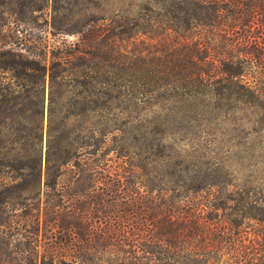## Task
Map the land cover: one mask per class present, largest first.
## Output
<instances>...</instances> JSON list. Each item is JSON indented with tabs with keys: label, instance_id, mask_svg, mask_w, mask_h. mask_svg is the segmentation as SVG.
Returning <instances> with one entry per match:
<instances>
[{
	"label": "trees",
	"instance_id": "obj_1",
	"mask_svg": "<svg viewBox=\"0 0 264 264\" xmlns=\"http://www.w3.org/2000/svg\"><path fill=\"white\" fill-rule=\"evenodd\" d=\"M153 1L159 11L148 9L146 26L135 23L132 27L151 35L146 39L153 44L144 51L129 57L128 52L108 49L103 43L56 47L46 101L44 185L50 190L60 184L67 169H98L105 157L106 140L116 130L113 101L127 74L132 83L146 89L142 94L165 90L164 95L207 97L215 101L216 108L226 107L225 113L251 110L232 120L257 124L251 132L264 137V0ZM98 31L97 37L103 38L104 30ZM61 57H69L73 64L62 62ZM92 58L99 62L95 69L87 70ZM68 63L73 66L71 71L65 67ZM16 78L21 81L15 83L19 90L3 95L4 109H10L12 103L20 107L19 113L30 111L41 131L45 72L26 63ZM41 141L36 136L25 142L35 153L33 146ZM14 143L18 147L26 144ZM0 155L1 165L11 172L42 171L39 150L27 160L18 154ZM245 168L250 170H243L247 182L243 188L231 184L233 179L224 183L225 179L215 177L189 186L174 182L158 190L136 188L122 173L110 174L114 177L110 185L93 182L87 190L81 186L76 191L80 195L95 193L86 205H93L99 216L86 214L85 202L71 208L69 218L57 210L52 219L56 235L51 236L49 251L38 263L77 264V259L84 258L93 264H264V197L261 188L256 193L251 186L264 182V157ZM18 175L11 179L13 188L22 182L18 180L22 174ZM228 190L232 193L223 194ZM27 233L22 236L27 237L24 246L29 249L30 240L34 237L36 243L37 236L34 231ZM107 249L113 259L104 256ZM13 254L10 249L0 252L11 261L15 260Z\"/></svg>",
	"mask_w": 264,
	"mask_h": 264
},
{
	"label": "rangeland",
	"instance_id": "obj_2",
	"mask_svg": "<svg viewBox=\"0 0 264 264\" xmlns=\"http://www.w3.org/2000/svg\"><path fill=\"white\" fill-rule=\"evenodd\" d=\"M148 9L159 11L153 0H0V153L18 154L22 160H27L39 150L43 162L40 174L29 169L17 173L5 169L0 160V252L10 249L15 258L11 261L2 255L0 264H39L42 254L49 251L51 236L56 235L52 219L57 210L69 218L73 214L69 210H75L85 202L86 214L99 216L93 205H86L94 200L95 193L82 196L76 191L87 190L93 182L97 186L103 182L110 185L114 178L110 174L128 176V183H134L136 188L146 186L158 190L173 186L174 182L189 186L201 184L202 178L212 177L225 179L224 183L233 179L231 184L243 188L247 184L243 179L246 164L252 166L260 156L264 157V137L260 139L251 132L257 124L245 125L232 120L243 113L250 114L251 110L225 113L226 107L216 108L215 101L207 97L164 95L162 91L165 90H157L153 95L142 94L146 89L132 83V76L128 78L127 74L113 101L112 120L116 130L106 140L107 147L102 150L105 157L98 169H67L56 188L45 187L48 75L56 47L63 43L81 47H96L103 43L108 49L128 52L130 57L153 44L146 39L151 35L132 29L135 23L146 26ZM54 28L64 31L59 33ZM98 29L104 30L103 38L97 37ZM60 60L73 64L69 57ZM98 62L97 58L88 60L92 69L87 70L95 69ZM26 63L45 72L46 97L41 131L38 119L32 120L30 111L19 113L20 107L12 103L6 110L2 103L3 95L7 92L13 95L19 90L16 84L21 81L16 74ZM69 63L65 67L71 71L73 66ZM247 131L251 133L246 135ZM36 136H41L42 141L33 146L34 153L25 141L34 140ZM14 140L26 144L18 147ZM18 174H22L18 177L22 182L13 188L11 179ZM251 186L256 193L261 188L264 197V182L257 181ZM229 190L223 194L228 196L232 193ZM27 230L34 231L37 236L36 243L32 240L34 237L30 240L33 242L29 249L24 246L27 237L22 236L29 235ZM6 243L10 244L9 248ZM110 250L107 249L104 256L113 259L115 256ZM22 251L23 256L20 255ZM76 262L94 263L84 258Z\"/></svg>",
	"mask_w": 264,
	"mask_h": 264
}]
</instances>
